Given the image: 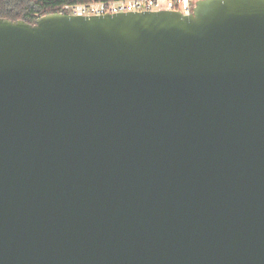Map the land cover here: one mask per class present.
<instances>
[{"label": "water", "instance_id": "obj_1", "mask_svg": "<svg viewBox=\"0 0 264 264\" xmlns=\"http://www.w3.org/2000/svg\"><path fill=\"white\" fill-rule=\"evenodd\" d=\"M0 264H264V0L0 18Z\"/></svg>", "mask_w": 264, "mask_h": 264}, {"label": "built area", "instance_id": "obj_2", "mask_svg": "<svg viewBox=\"0 0 264 264\" xmlns=\"http://www.w3.org/2000/svg\"><path fill=\"white\" fill-rule=\"evenodd\" d=\"M199 0H119L108 3H91L65 7L70 15L101 16L127 12H180L191 13Z\"/></svg>", "mask_w": 264, "mask_h": 264}, {"label": "trees", "instance_id": "obj_3", "mask_svg": "<svg viewBox=\"0 0 264 264\" xmlns=\"http://www.w3.org/2000/svg\"><path fill=\"white\" fill-rule=\"evenodd\" d=\"M119 0H0V18L15 22L22 20L34 24L48 14L69 15L65 7L91 3H108Z\"/></svg>", "mask_w": 264, "mask_h": 264}]
</instances>
